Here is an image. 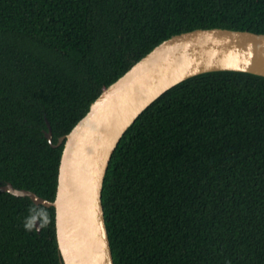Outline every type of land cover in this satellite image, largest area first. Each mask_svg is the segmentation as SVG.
<instances>
[{"label": "trees", "instance_id": "1", "mask_svg": "<svg viewBox=\"0 0 264 264\" xmlns=\"http://www.w3.org/2000/svg\"><path fill=\"white\" fill-rule=\"evenodd\" d=\"M264 32V0H0V184L54 199L63 143L172 34ZM114 264H264V75L212 70L128 126L102 190ZM38 216L41 230L35 226ZM55 208L0 190V264H61Z\"/></svg>", "mask_w": 264, "mask_h": 264}, {"label": "water", "instance_id": "2", "mask_svg": "<svg viewBox=\"0 0 264 264\" xmlns=\"http://www.w3.org/2000/svg\"><path fill=\"white\" fill-rule=\"evenodd\" d=\"M264 75V32L197 27L163 39L106 86L87 112L53 142L63 143L54 199L7 181L0 190L54 206L61 264H114L102 202L107 168L120 138L137 115L174 84L212 70ZM35 226L41 230L35 215Z\"/></svg>", "mask_w": 264, "mask_h": 264}]
</instances>
